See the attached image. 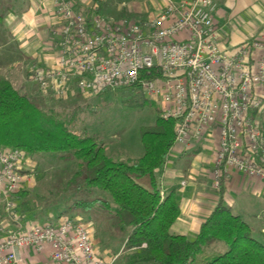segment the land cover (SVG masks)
I'll return each mask as SVG.
<instances>
[{
	"label": "built area",
	"instance_id": "obj_1",
	"mask_svg": "<svg viewBox=\"0 0 264 264\" xmlns=\"http://www.w3.org/2000/svg\"><path fill=\"white\" fill-rule=\"evenodd\" d=\"M217 7L215 0H161L157 15L137 20L108 17L97 4L55 0V60L34 65L30 78L63 99L138 87L164 118L177 120L175 144L190 146L219 128L216 187L233 170L264 176V37L230 52L221 44ZM25 158L19 148H0V204L19 224L6 229L0 222V264H19L24 249H50L58 264H112L115 258L97 254L79 218L21 225L15 198Z\"/></svg>",
	"mask_w": 264,
	"mask_h": 264
},
{
	"label": "trees",
	"instance_id": "obj_2",
	"mask_svg": "<svg viewBox=\"0 0 264 264\" xmlns=\"http://www.w3.org/2000/svg\"><path fill=\"white\" fill-rule=\"evenodd\" d=\"M3 6L0 0V19L7 11ZM126 89H132L125 93L132 104L150 101L157 109L155 122L140 129L144 153L135 160L114 158L95 136L77 128L73 117L21 91L0 70V148L76 161L68 182L81 198L74 207L104 210L115 219V228L126 233L112 264H264V242L223 200L194 237L171 233L181 211L178 187H165L160 174L175 145L177 120L164 118L138 87ZM95 188L111 198L94 195ZM27 196L24 188L17 195L22 218L31 211Z\"/></svg>",
	"mask_w": 264,
	"mask_h": 264
},
{
	"label": "crops",
	"instance_id": "obj_3",
	"mask_svg": "<svg viewBox=\"0 0 264 264\" xmlns=\"http://www.w3.org/2000/svg\"><path fill=\"white\" fill-rule=\"evenodd\" d=\"M76 1L83 7L97 4L101 12V0ZM215 1L218 4L215 21L223 47L232 52L235 46L244 41L264 37V0ZM21 2L20 9L8 8L0 19V27L9 35L8 42H0V56L9 53V49L19 54L17 62L0 70L13 84V81L17 83L18 86L14 85L18 89L36 96V88L27 85L28 82L36 85L30 78V72L34 65L45 66L55 60L60 23L55 12V0ZM128 3V7L123 2L119 4V9H110L108 17L131 16L144 20L157 15L161 6V0ZM16 4L19 5L18 2ZM260 118L264 122V117ZM218 148L219 128L214 127L190 146L175 144L171 149L160 176L165 187H178L181 211L170 231L172 234L194 237L201 224L223 200L255 229L256 236L264 242V176L251 177L233 170L216 187L214 171ZM83 214L84 217L78 218L88 225L97 254L109 260L118 256L121 251L114 253L108 235H99L102 229L98 225V218L92 217L91 211H83ZM110 217L108 214L106 219ZM0 222L6 229L19 225L5 213L1 204ZM20 222L23 226L27 225L22 217ZM112 227L116 229L114 225ZM19 264L58 263L53 260L50 249L41 253L24 249L20 252Z\"/></svg>",
	"mask_w": 264,
	"mask_h": 264
},
{
	"label": "rangeland",
	"instance_id": "obj_4",
	"mask_svg": "<svg viewBox=\"0 0 264 264\" xmlns=\"http://www.w3.org/2000/svg\"><path fill=\"white\" fill-rule=\"evenodd\" d=\"M3 1L4 10H8L10 7L17 10L22 7L21 0H2V3ZM130 1L135 2L138 0H101V13L108 16L110 9H119V4L123 2L128 7ZM124 11H126V8ZM8 39L9 35L6 30L0 27V42L6 43L9 41ZM9 50V53L1 54L0 68L8 67L18 61V52ZM13 82L18 86L15 81ZM27 85L36 88L34 93H36V97L39 98L42 104L48 102L49 106L57 107L65 116L73 117L77 128L95 136L107 146L108 153L114 158L135 160L143 155L144 147L141 141L140 129L155 122L157 109L150 101L142 105L132 104L130 102L131 96L125 94L132 89L109 90L95 96L77 94L63 99L51 94L45 96L38 85L33 82H28ZM135 93L133 92L132 95ZM25 164L23 188L28 192L26 200L31 208V211L24 217L25 224L33 225L35 223L56 221L59 217L75 219L80 216L84 217L83 210L74 207L76 201L81 198L74 193V190L68 184L77 170L74 159H61L60 154L26 155ZM92 193L104 199L109 200L111 198L107 192L98 188L92 189ZM21 201L22 199L16 196V208L22 212ZM108 214L104 210L91 211V216L95 219L98 218V225L102 229L99 235H108L112 242V249L116 253L123 250L126 233L113 229L112 225L115 219L113 217L106 219Z\"/></svg>",
	"mask_w": 264,
	"mask_h": 264
}]
</instances>
